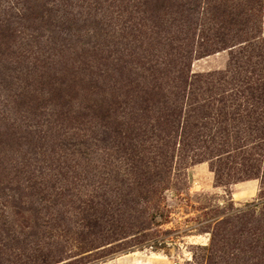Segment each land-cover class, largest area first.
<instances>
[{
	"label": "rangeland",
	"instance_id": "obj_1",
	"mask_svg": "<svg viewBox=\"0 0 264 264\" xmlns=\"http://www.w3.org/2000/svg\"><path fill=\"white\" fill-rule=\"evenodd\" d=\"M263 72L264 0H0V264H264Z\"/></svg>",
	"mask_w": 264,
	"mask_h": 264
},
{
	"label": "trees",
	"instance_id": "obj_2",
	"mask_svg": "<svg viewBox=\"0 0 264 264\" xmlns=\"http://www.w3.org/2000/svg\"><path fill=\"white\" fill-rule=\"evenodd\" d=\"M223 14V13H222ZM231 17H230V19H225V18H219V19H221L222 20V23H224V24H226V23H229V22H237L238 20L233 16V14H231L230 15ZM131 18V17H130ZM138 27L140 26H142V24L141 23H138V24H136ZM157 33V35L159 36V33L158 32H156ZM144 34V33H143ZM142 33H140L139 35H138V37L139 36H141L142 37V35H143ZM155 35V34H154ZM151 41V40H150ZM249 42V41H248ZM151 43H154L153 41H151ZM143 45V44H142ZM99 46V48H101V50H105L107 47H103V46H101V45H98ZM155 47H156V45H154ZM95 50L96 51H98V48L97 47H95ZM124 50H126V48H124L123 49V51ZM102 52V51H101ZM106 52H108L109 53V58H106V56H105V62L104 61H102L101 62V64H100V69H99V74H101V72H102V74L103 73H105V74H107V75H109V76H112V71L113 70H115V59H111L113 56H117L118 54H119V52H121L120 50H118L117 48H115V46L114 47H112V49H109V50H107ZM181 57V56H180ZM183 57V56H182ZM107 59H110V61L108 62V60ZM174 60H172V62H173ZM142 62H144V61H142ZM149 63H150V61H148ZM145 65L142 63V65H141V67H144ZM153 72V71H152ZM264 73V72H263ZM261 74V75H259V76H256V77H250L251 79H253V83L251 82V80H250V78H248L246 81H245V85H247L248 86V88H247V90H248V92H250V95L252 96V98H254L253 97V94H252V92L253 91H259V90H264V74ZM154 77V76H153ZM218 83V82H217ZM217 83H215L214 85H211V87H210V91H208V93H209V98H207V100H206V102H209L208 104H204L205 106H201V110H199V112H197L196 113V115L193 117V121H196L197 122V125H193V127H194V129L196 130V131H198V132H200V133H197L198 134V136H200V135H202V138H204V140L206 139V137L207 136H205V134H204V132H203V130L204 129H206V125H207V123H204L203 121H204V119H206L205 117H203L204 115H203V111L206 109V108H209L210 106V104L212 103V102H217L216 104H213L211 107H210V110L208 111V112H212V110L213 109H220V107L219 106H221V107H223V106H225V103H227L228 102V96L227 95H225L224 93L225 92H223V91H221V90H217L218 92H212V89H214L215 87L217 88V86L219 85V84H217ZM210 86V85H209ZM255 86V87H254ZM239 90V89H238ZM183 91H185V89L183 88ZM237 91V90H236ZM179 93V91L177 92V94ZM239 93H242L241 92V90H239L238 92H237V96H239ZM179 95H181V94H179ZM240 97V96H239ZM183 99L185 98V97H182ZM246 98V97H245ZM189 97L188 96H186V102H187V104L189 105ZM205 102V103H206ZM66 104H62V106H65ZM67 106V105H66ZM215 106V107H214ZM214 107V108H213ZM68 110V109H67ZM182 110H181V108H180V111H178V110H176V112H178V113H176V115H175V113H174V115H171L170 117L171 118H174V122H173V120L171 121V120H167V122H165V125L166 126H170L171 125V128H172V130L176 127L175 126V122H177V115H179V117H180V112H181ZM68 112H70V111H68ZM72 112H74V110H72ZM191 111H190V109L188 110V114L190 113ZM64 114H65V111H64ZM210 114H207V116L208 117H210L209 116ZM96 116V115H95ZM217 116H218V113H217ZM186 117H188V118H190V116H185V119H186ZM192 117V116H191ZM207 117V118H208ZM77 121H79V122H81V119H82V117L81 116H77ZM174 123V124H173ZM183 123V122H182ZM181 123V124H182ZM177 125V124H176ZM175 126V127H174ZM182 127H183V125H182ZM177 128V127H176ZM184 129V128H183ZM203 132V133H202ZM170 134H172L171 132H169ZM175 133V132H174ZM174 135H177V133H175ZM174 137V136H173ZM172 137V138H173ZM205 142V141H204ZM205 146V145H204ZM204 148V147H203ZM239 148H235L234 150H238ZM79 176H81V175H79ZM263 182H264V176H263ZM96 219H98V217L96 218ZM95 222V221H94ZM255 242H256V244H255V247H254V250L255 249H263L264 250V240H261L260 238H258L257 239V237L255 238ZM262 259H264V258H262L260 255L258 256V261L259 260H262Z\"/></svg>",
	"mask_w": 264,
	"mask_h": 264
},
{
	"label": "bare ground",
	"instance_id": "obj_3",
	"mask_svg": "<svg viewBox=\"0 0 264 264\" xmlns=\"http://www.w3.org/2000/svg\"><path fill=\"white\" fill-rule=\"evenodd\" d=\"M160 264V263H159Z\"/></svg>",
	"mask_w": 264,
	"mask_h": 264
}]
</instances>
